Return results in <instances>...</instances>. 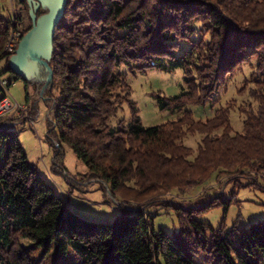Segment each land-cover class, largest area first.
Masks as SVG:
<instances>
[{
    "label": "trees",
    "instance_id": "1",
    "mask_svg": "<svg viewBox=\"0 0 264 264\" xmlns=\"http://www.w3.org/2000/svg\"><path fill=\"white\" fill-rule=\"evenodd\" d=\"M18 13L23 35L31 26L26 3ZM12 28L0 5V61L8 85L20 79L4 50ZM250 58L253 71L238 90L249 99L229 100L205 118L184 108L213 100ZM49 65L52 168L67 175L64 143L86 166L79 180L97 178L113 198L138 206H119L110 222L80 216L39 176L16 132L0 129V264H264V219L214 229L194 217L217 204L228 183L231 197L258 179L264 186V0H66ZM120 65L130 72L182 68L179 93H152L158 108L175 117L143 126ZM23 81L27 94L30 82ZM31 83L40 87L42 80ZM125 101L127 127L122 120L112 126ZM232 109L242 117L241 131H233ZM188 134L200 135L195 149L183 142ZM244 177L250 180L241 182ZM214 179L215 194L208 183ZM151 206L173 209L177 229L155 230V213L146 210Z\"/></svg>",
    "mask_w": 264,
    "mask_h": 264
},
{
    "label": "rangeland",
    "instance_id": "2",
    "mask_svg": "<svg viewBox=\"0 0 264 264\" xmlns=\"http://www.w3.org/2000/svg\"><path fill=\"white\" fill-rule=\"evenodd\" d=\"M25 3V0H0L2 14L5 17L9 16L10 19L12 15L19 18L18 12L20 8L25 7ZM40 9L44 12L43 8ZM24 25L21 21L22 29ZM200 35L199 32L196 33V37ZM254 63L255 58H250L244 64L242 70L229 78L226 86L219 89L214 94L213 100L207 104L203 106L188 104L184 108L190 109L195 118H205L211 116L217 107L225 106L229 100H233L235 105H238L249 99L246 92L239 93L238 90L242 87L244 80L250 78L249 75L253 71L252 65ZM5 69V60H2L0 61V76L7 78L9 72ZM117 71L126 78L130 86V98L136 103L138 116L143 126L158 125L175 117L176 113L174 111L158 108L152 93L160 92L166 96L179 93L184 88L182 68L168 70L149 68L143 72H130L128 66L120 65ZM39 89L38 85L30 82L26 94L24 81L17 79L8 85L7 93L18 102L25 103L30 114L35 117L34 126L19 121L8 127V130L16 132L28 161L35 165L39 176L51 186L58 196L66 200L71 210L85 218L110 222L118 214L119 210L117 208L119 206L124 205L128 209H135L138 202L129 201L131 203L127 204L122 203L120 197L113 198L103 181L97 178L87 181L79 180L80 175L86 172V166L81 159L76 157L72 149L64 143H61L62 163L67 175L56 168H52L56 143L50 142L46 136L47 122L51 119L50 106L45 102V92L42 95L44 98L39 96ZM1 95L2 91H0ZM120 120L127 127L130 120V111L126 101L118 108L115 116L110 119V124L115 126ZM230 120L233 131H241L242 117L236 109L230 111ZM183 142L195 149L200 142V135L188 134L184 137ZM249 180L248 177H244L241 182L245 183ZM223 181H225V178ZM208 183L213 187L211 191L215 194L219 182L214 179ZM201 188L200 186L191 189L188 192V198H193ZM230 189L231 184H226L224 194L217 199L218 203L204 211L194 212V217L199 221L210 224L214 229L218 228L222 222H224L226 228L231 227L233 224H236L237 227H247L253 222L264 219V186L262 180L258 179V185L248 184L240 187L233 197L230 196ZM146 210L155 213L153 219L155 230L162 229L171 234L177 229L178 223L173 209L164 210L151 206ZM31 254L32 257L38 258L40 253L33 251ZM195 260L201 262L202 255L196 254Z\"/></svg>",
    "mask_w": 264,
    "mask_h": 264
},
{
    "label": "water",
    "instance_id": "3",
    "mask_svg": "<svg viewBox=\"0 0 264 264\" xmlns=\"http://www.w3.org/2000/svg\"><path fill=\"white\" fill-rule=\"evenodd\" d=\"M22 1V0H20ZM28 15L31 20L30 28L20 37L13 53L8 57L9 70L20 79L32 82L40 78L42 84L39 96L50 88L53 72L49 65L52 53L53 35L56 24L63 14L66 0H25ZM44 12L37 15V10ZM44 71L45 75L41 76Z\"/></svg>",
    "mask_w": 264,
    "mask_h": 264
},
{
    "label": "built area",
    "instance_id": "4",
    "mask_svg": "<svg viewBox=\"0 0 264 264\" xmlns=\"http://www.w3.org/2000/svg\"><path fill=\"white\" fill-rule=\"evenodd\" d=\"M11 22L13 28L4 47V50L10 54L14 52L22 36L21 20L12 15ZM0 91H2V95L0 96V129L13 126L19 121L34 126L35 117L30 114L28 106L25 103L18 102L7 94L8 80L6 77L0 76Z\"/></svg>",
    "mask_w": 264,
    "mask_h": 264
}]
</instances>
